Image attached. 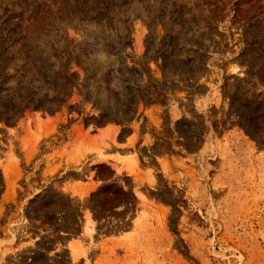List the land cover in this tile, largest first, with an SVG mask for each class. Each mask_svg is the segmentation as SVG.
Listing matches in <instances>:
<instances>
[{
	"label": "rangeland",
	"instance_id": "1",
	"mask_svg": "<svg viewBox=\"0 0 264 264\" xmlns=\"http://www.w3.org/2000/svg\"><path fill=\"white\" fill-rule=\"evenodd\" d=\"M0 264H264V0H0Z\"/></svg>",
	"mask_w": 264,
	"mask_h": 264
},
{
	"label": "crops",
	"instance_id": "2",
	"mask_svg": "<svg viewBox=\"0 0 264 264\" xmlns=\"http://www.w3.org/2000/svg\"><path fill=\"white\" fill-rule=\"evenodd\" d=\"M107 127H112L111 125H106V126H104V127H102V128H100L99 130H105V129H107ZM110 129V131H114L115 132V130H113V128L111 129V128H109ZM117 138H118V141L120 142V144H122L121 146H122V150H119V152L121 153L122 151H125V152H127L128 151V149L127 148H129V137H126V136H117ZM65 142V141H64ZM63 142V143H64ZM109 166H111L112 165V163H109L108 164ZM112 167V166H111ZM112 171H114V170H112ZM123 174V176H129V174L128 173H126V172H123L122 173ZM114 175H116V173H114Z\"/></svg>",
	"mask_w": 264,
	"mask_h": 264
}]
</instances>
